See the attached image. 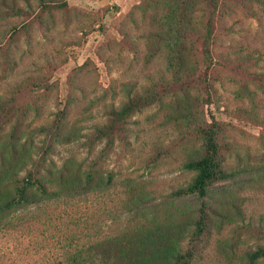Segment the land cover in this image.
Listing matches in <instances>:
<instances>
[{"label": "rangeland", "instance_id": "1", "mask_svg": "<svg viewBox=\"0 0 264 264\" xmlns=\"http://www.w3.org/2000/svg\"><path fill=\"white\" fill-rule=\"evenodd\" d=\"M55 1L51 7L65 1L67 8L41 12V20L19 36L13 69L0 82V94L30 93V114L19 127L34 138L35 146L42 147L45 137L36 134V128L59 116L67 128L79 130L81 139L56 146L51 156L54 164L61 166L67 158L90 163L104 145L90 149L85 137L104 123L108 110L120 105L129 88L143 90L171 79L168 53L166 48L153 50L141 37L143 26L148 25L137 10L142 0ZM33 5L39 13L38 2ZM226 5L231 10L223 14L216 31L215 65L209 80L217 95L213 113L227 125L232 144L228 163L235 168L248 156L258 164V157L264 155V126L238 115L241 110H254L264 121V84L242 78L224 60L264 74V12L234 2ZM113 7L118 8L116 14L109 12ZM23 22L13 18L0 23V36ZM170 103L166 99L133 116L128 148L119 144L98 161L101 174L114 177L110 188L32 206L19 212L10 227H0V264L47 263L75 246L135 226L192 218L203 202L211 207L239 202L246 224L264 228V159L254 167L259 171L217 185L205 201L176 195L193 178L182 164L194 146L183 139L184 127L168 122ZM234 234V226L222 234L213 232L198 246L192 264H231L219 247ZM263 244L259 236L243 235L234 264Z\"/></svg>", "mask_w": 264, "mask_h": 264}, {"label": "trees", "instance_id": "2", "mask_svg": "<svg viewBox=\"0 0 264 264\" xmlns=\"http://www.w3.org/2000/svg\"><path fill=\"white\" fill-rule=\"evenodd\" d=\"M34 1L38 2L39 13L33 7ZM227 1L241 4L249 11L264 12V0L141 1L137 10L141 13V21L148 22L141 30V37L153 50L167 49L168 71L172 76L160 86L146 87L144 91L129 88L120 105L108 110L104 123L85 137L90 149L104 145L98 158L90 163L67 158L61 166L54 164L51 156L56 146L81 139L79 130L67 128L59 116L36 128V134L45 137L42 147L35 146L34 138L27 137L19 127L30 114V93L18 90L7 96L0 94V227H10L19 212L32 206L110 188L114 177L101 174L98 161L119 144L127 149L131 118L153 105L164 104L166 99H171L168 122L184 127L183 139L194 146L182 164L184 170L193 173V178L176 193L177 196H196L205 201L217 185L259 171L260 168L254 167L263 163L264 155L258 157L257 160H261L258 164L252 163L248 156L244 164L230 166L232 144L228 142L227 125L217 118L212 108L217 95L209 78L215 65L216 31L223 14L231 10ZM54 2L57 1L0 0V23L13 18L24 20L19 27L0 36V82L13 69V50L19 36L27 33L32 23L41 20V12L52 14L54 8H67L65 1L51 7ZM117 11L118 8L113 7L109 12L116 14ZM132 20L139 30L134 16ZM224 62L228 69L232 67L241 73L242 78L264 84L263 73L249 71L241 62L236 66L227 60ZM201 65L205 70L200 71ZM238 115L249 116L251 122L264 126L254 110H241ZM202 204L192 218L135 226L87 245L75 246L50 262L37 264H192L198 246L213 232L222 234L230 226L235 227V234L229 242L220 243L219 250L234 264L243 235L259 236L264 240V228L246 224L241 203L225 202L216 207ZM237 264H264V244L246 253L244 260Z\"/></svg>", "mask_w": 264, "mask_h": 264}]
</instances>
